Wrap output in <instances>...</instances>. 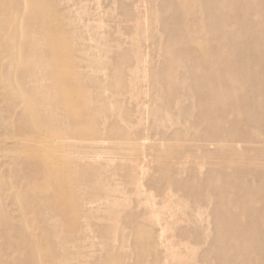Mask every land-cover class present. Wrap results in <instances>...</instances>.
Segmentation results:
<instances>
[{
	"label": "rangeland",
	"instance_id": "1",
	"mask_svg": "<svg viewBox=\"0 0 264 264\" xmlns=\"http://www.w3.org/2000/svg\"><path fill=\"white\" fill-rule=\"evenodd\" d=\"M198 1L213 11V0H193L196 7ZM30 4L38 16H28ZM191 8L188 0L0 4L2 80L13 86L14 78L17 85L21 64H44L35 92L46 95L53 86L50 96L64 107L58 125L71 137L67 148L60 147L57 134L40 126L24 101L9 96L12 86L0 87V264L243 262L231 250L246 244L226 237L222 223V230L215 229L214 217L226 214L213 211L225 188L210 178L227 167L237 185L261 180L252 173L242 178V170L251 167L245 159L205 154L218 148L203 142L210 129L199 118L189 70L194 62L187 55L205 54L209 45L203 42L215 37L226 42L228 52L237 51L238 60L245 51L233 43L251 30L241 25L234 33L229 23L221 24L223 4L215 8L218 24L191 20ZM44 21L53 49L35 33ZM181 36L193 39L186 45ZM30 43L34 52L27 49ZM223 56L215 49L209 57L221 64ZM52 60L60 64L49 69L45 64ZM235 94L244 96L240 87ZM104 106L99 123L88 121L94 108ZM68 110L73 118L66 117ZM49 111L43 118L52 120ZM40 155L52 171H25Z\"/></svg>",
	"mask_w": 264,
	"mask_h": 264
},
{
	"label": "bare ground",
	"instance_id": "2",
	"mask_svg": "<svg viewBox=\"0 0 264 264\" xmlns=\"http://www.w3.org/2000/svg\"><path fill=\"white\" fill-rule=\"evenodd\" d=\"M188 1L189 5H192L188 14L193 21L218 24L215 22V8L223 4L226 11L221 15L222 19L219 21L221 24L227 25L229 23L230 28H236L234 33L239 31L241 25L251 30V32H243V40L233 43L236 48L240 47L245 51V54L240 56L238 60L235 59L237 51L228 52L225 46L226 42L215 37L203 42L209 45L205 54H203L204 50L195 51L193 55L190 51L189 54L191 55L188 54L187 57L194 62L189 70L193 80L194 93L198 99L199 118L206 121L210 129L207 131L208 133H204L203 142L206 146H217L218 148L217 153L208 154L206 152L205 154L222 159L233 156L245 159L251 164V167L242 170V178L252 173L254 179L258 177L261 180L257 182L256 180L245 181L243 179L244 181L237 185L232 181L227 167H221L217 170L215 175L217 174L219 177L214 178L212 176L210 183L213 186L223 187L225 190L215 201L216 209L213 211L216 212L217 209L222 208L226 214L222 218L214 217V223L217 224L215 229L219 232L221 227L222 230L220 224L222 223L226 237L235 236L246 244V246H238L231 250L232 254L235 253L243 261L241 264H256L255 262L264 264V196L262 195L264 190V61L261 58V55L264 54V25L260 21V18H264V0H225L223 3L219 0H213L212 3L208 2L213 8L212 12L203 8V3L200 1L195 3L198 7L194 5L193 0ZM2 2L5 3L6 0H1L0 4ZM33 6L30 4V12H28L30 18L32 15H39L34 13ZM231 8L235 12H231ZM41 11L42 8H40ZM43 20L45 19H40V21ZM45 21L41 24L40 31L35 33L44 36L47 39L46 45L53 49L55 40L49 35L48 23ZM16 26L18 27V23ZM191 39H193L192 36H188V38L183 37L181 41L183 44L189 45ZM26 45L28 50L34 52V44ZM215 49L225 53L221 64L214 63L209 57ZM180 53H186V51L180 48ZM14 63L16 70L18 68L16 59H14ZM55 63L52 60L50 64L45 65L51 69ZM58 64L56 63L57 66ZM35 66L37 67H29L26 64L20 65L21 70L17 85L14 78L10 80L16 88L15 90L8 79L2 80L0 73V87L11 85V95L9 96L24 101L28 111L35 114L36 120L38 119L37 123L40 121V126L56 133L60 139V147L67 148L71 143V137L67 135L68 130L66 128H60L58 125L60 121L58 114H64V107L61 102L59 103L53 99L52 95L50 96V89L53 87L50 84L45 90L46 95L43 92H35L39 79L43 82L44 72H42V68L44 64H36ZM50 77H54L53 73ZM170 79L169 76L168 81ZM50 83L54 84V82ZM238 87L242 88L243 97L236 96ZM9 105L12 106V103ZM86 108L88 107L86 106ZM46 110L51 111L52 120L49 115L50 118H43L46 116L44 114ZM106 113L107 108L105 106L94 108L89 113L88 121L99 123L100 116H104ZM72 114L74 112L68 110L66 117L73 118ZM41 118L43 121L40 120ZM224 125L227 127L225 128ZM82 132L84 133V130L75 131L74 134H81ZM86 132L90 131L86 128ZM38 136L36 135V137ZM244 145L247 146V150L243 149ZM252 145L255 146L252 148ZM47 148L50 149L48 146ZM14 156H18V151H15ZM23 168L27 172L32 169L33 173L38 175L52 171L42 155L34 164H25ZM220 178L222 183L218 185L217 179ZM226 188L230 190L229 193L226 192ZM16 199L18 201L17 197ZM230 206L234 207L235 210L231 211ZM2 250L1 248L0 254ZM225 253L231 255L230 249L225 250Z\"/></svg>",
	"mask_w": 264,
	"mask_h": 264
}]
</instances>
